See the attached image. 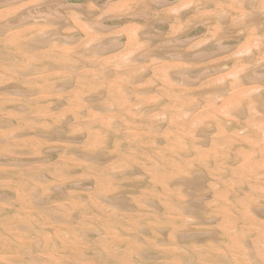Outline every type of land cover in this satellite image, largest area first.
Masks as SVG:
<instances>
[{"label":"bare ground","instance_id":"obj_1","mask_svg":"<svg viewBox=\"0 0 264 264\" xmlns=\"http://www.w3.org/2000/svg\"><path fill=\"white\" fill-rule=\"evenodd\" d=\"M0 264H264V0H0Z\"/></svg>","mask_w":264,"mask_h":264},{"label":"rangeland","instance_id":"obj_2","mask_svg":"<svg viewBox=\"0 0 264 264\" xmlns=\"http://www.w3.org/2000/svg\"><path fill=\"white\" fill-rule=\"evenodd\" d=\"M51 142H52V143H51ZM51 142H50V144L53 145V146L59 144V142H58L56 139H52ZM66 153H67V152H66ZM61 156L65 157V156H68V154L63 155V154L61 153ZM66 172H68L67 169L64 170L63 173H66Z\"/></svg>","mask_w":264,"mask_h":264}]
</instances>
